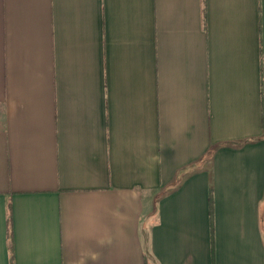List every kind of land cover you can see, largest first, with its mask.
I'll list each match as a JSON object with an SVG mask.
<instances>
[{"label": "crops", "instance_id": "obj_1", "mask_svg": "<svg viewBox=\"0 0 264 264\" xmlns=\"http://www.w3.org/2000/svg\"><path fill=\"white\" fill-rule=\"evenodd\" d=\"M0 264H264V0H0Z\"/></svg>", "mask_w": 264, "mask_h": 264}, {"label": "trees", "instance_id": "obj_2", "mask_svg": "<svg viewBox=\"0 0 264 264\" xmlns=\"http://www.w3.org/2000/svg\"><path fill=\"white\" fill-rule=\"evenodd\" d=\"M211 231L213 232V206H212V197H211ZM212 254L214 256V242H213V238H212ZM214 260V258H213Z\"/></svg>", "mask_w": 264, "mask_h": 264}]
</instances>
